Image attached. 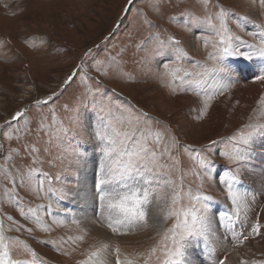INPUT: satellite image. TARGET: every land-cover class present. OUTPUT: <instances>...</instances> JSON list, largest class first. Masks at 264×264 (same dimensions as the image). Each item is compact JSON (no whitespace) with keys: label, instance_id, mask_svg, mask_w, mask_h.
Wrapping results in <instances>:
<instances>
[{"label":"rangeland","instance_id":"rangeland-1","mask_svg":"<svg viewBox=\"0 0 264 264\" xmlns=\"http://www.w3.org/2000/svg\"><path fill=\"white\" fill-rule=\"evenodd\" d=\"M220 7L227 12L224 37L239 45V50L251 52L249 45H258L264 31V0H206V4L205 0H0V166L6 165L13 175L37 168L52 178L50 186L55 191V195L37 196L16 181V193L25 210L51 204V215L39 213L50 227L45 231L19 215L16 205L5 196L11 185L0 178V219L6 235L18 238L11 259L24 264H78L101 242L113 248L118 245L122 255L151 245L157 238L154 228L121 229L124 235L111 232L101 215L96 188L103 162L104 142L99 134L105 132L104 125L111 123L118 131H127L138 119L144 124L142 114H146L150 118L147 126L163 133L161 150L170 147V156L165 155L161 163L169 166L166 171L181 186L177 190L211 197L202 203L208 206L216 235L207 246L201 241L194 259L201 264H219L220 260L225 264H264V180L257 179L262 181L258 188L250 181H256L251 175L255 165L264 162V138L257 137L253 144V152H261L262 157L252 154L247 168L239 172L240 190L250 194L249 224L244 231L249 238L239 244L221 226L222 213L231 208V201L220 177L236 165L220 153L236 143L229 137L238 140L239 134L248 130L243 126L250 117L259 118L254 110L264 107L260 103L264 81L255 77L264 72V57L223 56V64H219L215 58L223 46L217 35ZM206 15L214 17L216 28L193 23V17L203 19ZM170 36L179 45L169 44ZM162 43L168 46L161 47ZM216 66L239 71L232 73V80L220 79L221 74L211 71ZM74 72V79L64 85ZM201 78L206 81L202 88L212 95L207 109L204 92L186 84V80ZM217 80L227 88L211 91ZM38 100L46 102L37 105ZM21 110L23 116L11 121ZM8 121L11 127L5 128ZM4 132L12 138H5ZM25 145L39 151L28 155ZM203 157L213 161L210 171L199 168ZM64 193L67 198L60 199ZM183 203L191 202L185 196ZM88 207L91 217L87 222L78 213ZM5 213L18 223L7 220ZM257 221L260 235L251 232ZM149 224H153L151 219ZM78 235L84 239L68 240ZM252 244L260 248L251 250ZM211 247L216 251L210 253ZM106 256L112 264L114 254Z\"/></svg>","mask_w":264,"mask_h":264},{"label":"snow or ice","instance_id":"snow-or-ice-1","mask_svg":"<svg viewBox=\"0 0 264 264\" xmlns=\"http://www.w3.org/2000/svg\"><path fill=\"white\" fill-rule=\"evenodd\" d=\"M131 2L132 0H129V3ZM226 16V10L220 7L216 14L220 21L217 35L221 37L223 46L220 55L215 58L219 64H223V56H244L249 59L253 55L264 57V31L261 33L260 43L249 45L251 52H243L239 50V45H234L231 39H226L223 35ZM213 19L214 17L207 15L203 19L200 17L192 18L193 23H206L209 27L216 28ZM234 39L239 40L240 38L234 37ZM168 43L179 45L180 42L170 36ZM241 43L246 44L247 42L242 41ZM167 46L168 44H161V47ZM175 50L181 51L179 48ZM91 51L89 49V53ZM89 53H85V56H88ZM211 71L221 74L220 79L232 80L234 79L232 73L239 71V69H233L229 66H216ZM75 74L74 72L72 76H69L64 81V85L72 81ZM187 75L189 74L186 73L185 77ZM86 76L87 73H85ZM255 78L264 81V72ZM180 79L184 80L185 78ZM204 83L206 81L202 78L186 80L188 88L195 86L198 93L204 92V108L207 109L208 101L212 99V95L209 94L210 90L202 88ZM227 86V84H221L217 80L211 91L219 92L221 89H226ZM181 90L186 89L182 87ZM55 95L57 94H52V96ZM51 98L48 97V100ZM45 102L38 100L35 103L39 105ZM260 103L264 105V97H261ZM254 111H258L259 118L253 120L250 117V122L243 126L248 130L241 132L238 140L235 136L229 137V141L235 140L236 143L229 151L220 153L228 159L230 164L236 165V168L229 169L220 177V183L224 185L227 194L226 198L231 201V208L222 213L221 226L239 244H243L249 238L244 235V231L247 230L249 224L248 214L250 211L248 202L250 194L240 190L239 185L242 181L239 172L248 166L255 139L257 137L264 138V122H262L264 121V107ZM142 115L144 124L138 119L134 122V126L127 131L120 132L111 123L104 125L105 132L99 134V138L104 144L101 148L103 162L98 172L96 188L98 189L99 207L102 209L101 215L106 218L107 226L113 234L124 235L126 233L121 232V229L144 226L154 228L157 238L145 250L124 255L121 254L118 245L113 248L110 244L101 242L99 246L88 251L86 258L79 261L78 264H109L106 254L110 252L114 254L112 264H194V252L200 246L201 241L207 246L212 243V238L216 235L208 215V206L202 203V199L207 200L211 197L201 198L199 194L193 196L190 192L183 193L181 190H177L181 186L176 185L170 176V171H166L169 166L166 163H161V159L165 155L170 156V147L161 150L160 140L163 133L159 130L153 132L147 126V121L150 118L146 114ZM22 116L23 110L18 111L11 117V121H18V118ZM11 121L5 122L4 127H11ZM129 123L132 124L133 122L129 121ZM16 131L19 133L20 130L17 129ZM3 135L7 139L12 138L7 132H4ZM150 141L152 142L150 143ZM210 143L215 144L216 141ZM24 150L28 155L39 151L31 145H25ZM15 152L16 149H12V153ZM4 159L7 161L8 157H4ZM36 159V157L33 158V164L36 163ZM172 159L175 158L172 157ZM212 165L213 161L207 157L199 159V168L202 170L210 171ZM34 173L37 175L34 176ZM0 178L8 181L11 185V187L6 188L5 196L10 203L16 205L19 215L26 220H32L38 226L43 227V230L49 231L50 227L43 223L39 213L46 211L47 214L51 215V204L28 207L25 210L22 198L18 197L16 193V181L17 179L20 181V187H30V190L37 196L40 193L55 195L54 189L50 186L52 178L47 173H39V170L34 167H29L26 173L17 171L16 175H13L6 165L0 166ZM57 179H59L58 176ZM45 181L49 183L47 189L45 188ZM185 196L191 203L187 205L183 203ZM59 198L66 199L67 194L64 193ZM197 204L202 206L197 207ZM63 211L67 212V210ZM5 216L13 224L18 223L10 214L5 213ZM149 219L153 221V224H149ZM169 221L170 223H168ZM63 222V220L59 221L60 224ZM53 223L55 224L57 221L54 219ZM72 223L76 224L77 221L73 218ZM19 227H23V225ZM260 227L261 225L257 221L251 225V232L254 235H260ZM237 228L240 231H237ZM26 230L31 231V229ZM83 239V235L68 237V240L73 243ZM17 240L18 238L6 235L3 220L0 219V264H24L23 261L11 259L10 256L11 249ZM208 251L213 253L216 248L211 247ZM219 264H225V261L220 260ZM241 264L244 262L242 261Z\"/></svg>","mask_w":264,"mask_h":264},{"label":"bare ground","instance_id":"bare-ground-1","mask_svg":"<svg viewBox=\"0 0 264 264\" xmlns=\"http://www.w3.org/2000/svg\"><path fill=\"white\" fill-rule=\"evenodd\" d=\"M242 66V65H241ZM243 69H245V68H243ZM247 71V70H246ZM243 72V71H242ZM243 73H245V72H243ZM185 105H186V102H185ZM184 123V122H183ZM263 155V154H262ZM264 157V156H263ZM90 163V162H89ZM86 164V163H85ZM89 165V164H88ZM255 169H253L252 170V176H254V178L256 179V181H252L251 179H250V181L251 182H253L254 184L252 185L254 188L255 187H257L258 188V186L257 185H259V183L258 182H262L261 180H258L257 181V179H263L264 180V162L262 161H260V162H258V164H256L255 165V167H254ZM85 169H88V167H85ZM91 169H92V167H91ZM88 171V170H87ZM89 173H90V171H89ZM88 174V173H87ZM90 174H92V173H90ZM85 175V174H84ZM92 176V175H91ZM88 184V183H87ZM242 186V185H241ZM246 187V186H245ZM248 187V186H247ZM80 188V187H79ZM247 189V188H246ZM80 190V189H79ZM248 190V189H247ZM264 194V193H263ZM86 197V196H85ZM261 200L263 201L264 200V197L263 198H261ZM88 201V200H87ZM91 203H90V201H89V205H90ZM83 207V206H82ZM221 207V204H219V208ZM90 207H88V209H86L85 211H83L82 210V212H79L78 214L80 215V217L81 218H84L85 219V221H87L88 222V220L86 219V218H90L91 217V215H90V212H91V210L89 209ZM85 209V208H84ZM93 209V208H92ZM91 220V219H90ZM84 221V220H83ZM215 242V241H214ZM248 242H250V241H248ZM253 242V244H257V242L256 241H252ZM251 244V243H250ZM252 244V247L250 248L251 250H253L254 248L255 249H259L260 248V246L258 245H253ZM245 248V247H244ZM244 256V255H243ZM245 257V256H244ZM233 261V260H232ZM194 264H201L199 261H197V259H194Z\"/></svg>","mask_w":264,"mask_h":264},{"label":"crops","instance_id":"crops-1","mask_svg":"<svg viewBox=\"0 0 264 264\" xmlns=\"http://www.w3.org/2000/svg\"><path fill=\"white\" fill-rule=\"evenodd\" d=\"M252 154L255 155L256 158L262 157L261 152H258L257 150H255Z\"/></svg>","mask_w":264,"mask_h":264}]
</instances>
